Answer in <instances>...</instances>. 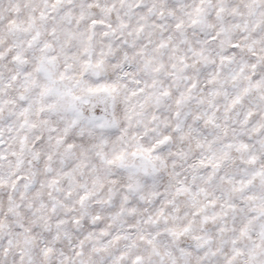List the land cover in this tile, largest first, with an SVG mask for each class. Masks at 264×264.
<instances>
[{
  "label": "snow or ice",
  "instance_id": "snow-or-ice-1",
  "mask_svg": "<svg viewBox=\"0 0 264 264\" xmlns=\"http://www.w3.org/2000/svg\"><path fill=\"white\" fill-rule=\"evenodd\" d=\"M0 264H264V0H0Z\"/></svg>",
  "mask_w": 264,
  "mask_h": 264
}]
</instances>
